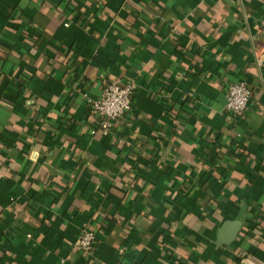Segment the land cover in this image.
<instances>
[{
  "label": "crops",
  "instance_id": "obj_1",
  "mask_svg": "<svg viewBox=\"0 0 264 264\" xmlns=\"http://www.w3.org/2000/svg\"><path fill=\"white\" fill-rule=\"evenodd\" d=\"M68 1L0 0V264H264V0ZM102 80L135 85L118 138L89 133ZM214 145L244 153L220 175Z\"/></svg>",
  "mask_w": 264,
  "mask_h": 264
},
{
  "label": "built area",
  "instance_id": "obj_2",
  "mask_svg": "<svg viewBox=\"0 0 264 264\" xmlns=\"http://www.w3.org/2000/svg\"><path fill=\"white\" fill-rule=\"evenodd\" d=\"M64 26H68L65 23ZM259 27L264 30V13L259 21ZM135 85L131 81H107L102 80L100 94L91 98L83 94L88 106L89 115L95 120V126L89 130L90 135L107 137L111 134V128L125 115L132 111L133 93ZM251 91L246 80L229 83L226 87L225 111L234 120L244 119ZM215 169L217 168L214 165ZM97 235L91 228L82 229L72 242L73 248L83 256H89L94 250ZM123 250L120 249L119 253ZM59 264H66L59 259Z\"/></svg>",
  "mask_w": 264,
  "mask_h": 264
},
{
  "label": "trees",
  "instance_id": "obj_3",
  "mask_svg": "<svg viewBox=\"0 0 264 264\" xmlns=\"http://www.w3.org/2000/svg\"><path fill=\"white\" fill-rule=\"evenodd\" d=\"M76 6V4L74 3V1L73 0H69L68 1V4H66V8L67 7H71L70 5H73V4ZM71 9V11L73 12V11H75L76 10V8L74 9H72V7L70 8ZM76 16V15H75ZM23 35H24V38L25 39H28V40H31V41H34V42H37L39 39H41V35L40 34H38V33H34L31 29H29V28H24L23 29ZM13 69L15 68V66L13 65V67H12ZM10 73V72H9ZM20 76V75H19ZM17 77L18 78V80L16 81V83H15V85H17L16 87H20V86H22V85H25L26 83H27V80H28V78L26 77V76H24V75H21V77ZM19 84V85H18ZM249 89H250V87H249ZM250 91H251V89H250ZM166 116H168L171 120H173L174 119V117H172L170 114H169V112H167L166 114H165ZM127 115H125L123 118H127L126 117ZM117 127H118V125H117V123L111 128V135H114V137H116V138H118V137H121L120 136V133H118V130H117ZM158 138V140H159V137H157ZM215 146V145H214ZM213 146V147H214ZM125 146L124 145H122L121 146V148H124ZM215 148V150H216V154H215V159H218V160H220L221 161V163H222V169L219 171V174L221 175L223 172H225L226 170L228 171L229 170V166H230V163L231 162H233V159L235 158V157H237V156H242L243 155V153H244V149L243 148H241L240 146H235V149H236V151L234 152V150H231V149H229V151L228 152H224V153H222L221 152V149H220V147L218 146V147H214ZM234 163V162H233ZM210 179H213V178H210ZM173 211L175 212V214H176V216H177V218L180 216V212H181V209L180 208H178L177 207V205H174L173 206ZM264 214V213H263ZM262 217V216H261ZM263 218V217H262ZM92 230H94V232L96 233V235H97V231L95 230V229H93V228H91ZM81 254L80 253H78V256H80ZM83 256V255H82Z\"/></svg>",
  "mask_w": 264,
  "mask_h": 264
},
{
  "label": "water",
  "instance_id": "obj_4",
  "mask_svg": "<svg viewBox=\"0 0 264 264\" xmlns=\"http://www.w3.org/2000/svg\"><path fill=\"white\" fill-rule=\"evenodd\" d=\"M241 223L239 221L224 223L218 231L219 244H229L235 238Z\"/></svg>",
  "mask_w": 264,
  "mask_h": 264
}]
</instances>
